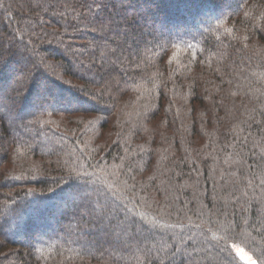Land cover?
Here are the masks:
<instances>
[{"label": "trees", "instance_id": "16d2710c", "mask_svg": "<svg viewBox=\"0 0 264 264\" xmlns=\"http://www.w3.org/2000/svg\"><path fill=\"white\" fill-rule=\"evenodd\" d=\"M232 245L264 264V0H0V264Z\"/></svg>", "mask_w": 264, "mask_h": 264}, {"label": "rangeland", "instance_id": "374dc122", "mask_svg": "<svg viewBox=\"0 0 264 264\" xmlns=\"http://www.w3.org/2000/svg\"><path fill=\"white\" fill-rule=\"evenodd\" d=\"M126 13L128 15L132 14L131 11H129V10H127ZM236 248H238V247H236ZM236 248H235V251H236ZM236 254H237L238 258L240 260H242L245 264H255L253 258L249 254H247L246 252L243 251V254H241L240 252L236 251Z\"/></svg>", "mask_w": 264, "mask_h": 264}, {"label": "snow or ice", "instance_id": "6c2138e0", "mask_svg": "<svg viewBox=\"0 0 264 264\" xmlns=\"http://www.w3.org/2000/svg\"><path fill=\"white\" fill-rule=\"evenodd\" d=\"M113 210H114V208L112 209V211H113ZM124 219H127V217H123L122 220H121V223H123V220H124ZM140 223L144 226V222H143L142 220H140ZM208 231H209V232H212L211 229H208ZM212 236H213V237H216V233H215V232H212ZM220 239H223V237H220ZM232 247L235 248V245H232ZM236 251H237V252H240L241 254H243V250L240 249V248H236Z\"/></svg>", "mask_w": 264, "mask_h": 264}]
</instances>
